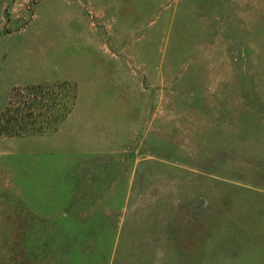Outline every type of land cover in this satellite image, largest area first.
I'll use <instances>...</instances> for the list:
<instances>
[{
  "label": "rangeland",
  "instance_id": "374dc122",
  "mask_svg": "<svg viewBox=\"0 0 264 264\" xmlns=\"http://www.w3.org/2000/svg\"><path fill=\"white\" fill-rule=\"evenodd\" d=\"M12 120L0 264H264V0H0Z\"/></svg>",
  "mask_w": 264,
  "mask_h": 264
},
{
  "label": "trees",
  "instance_id": "16d2710c",
  "mask_svg": "<svg viewBox=\"0 0 264 264\" xmlns=\"http://www.w3.org/2000/svg\"><path fill=\"white\" fill-rule=\"evenodd\" d=\"M15 121V124H10V122H8V124L6 125V127H2L0 125V131H5L8 134H13L15 136H20L19 134L22 133L23 130H26L27 127L25 125H20V123H18V120H12V122ZM22 124V123H21Z\"/></svg>",
  "mask_w": 264,
  "mask_h": 264
}]
</instances>
